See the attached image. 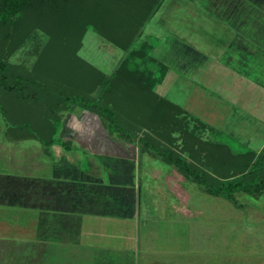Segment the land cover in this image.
<instances>
[{"label":"crops","instance_id":"0c3cea01","mask_svg":"<svg viewBox=\"0 0 264 264\" xmlns=\"http://www.w3.org/2000/svg\"><path fill=\"white\" fill-rule=\"evenodd\" d=\"M137 1L125 4L135 26L129 21L130 34L118 37V43L112 40L125 51L116 56L111 72L78 56L80 76L93 87L85 91L80 82L72 81L78 91L102 88L91 82L96 75L90 64L110 75L133 48L144 46L148 52L134 54L139 56L136 79L118 73L119 82L106 88L108 92L133 94L136 109L159 101L153 92L182 108L181 114L192 123L188 119L180 124H189L193 133L178 152L198 165L207 157L206 170L211 173H234L251 157L263 154L264 134L252 152L242 153L229 142L243 135L254 140L243 130L244 118L257 116L255 124L264 125V0H162L157 8ZM150 18H156L162 34L144 32ZM158 62L167 66L162 81L153 89L140 84L139 75L147 83L158 73ZM142 92L150 96L145 101L135 97ZM1 93L6 114L20 109L19 98L16 106L6 102L12 91ZM76 107L65 111L58 129L39 127V136L35 129L25 132L26 123L14 116L15 111L14 123L0 118V264H264L261 213L246 218L255 221L254 229L238 235L234 223L221 230L192 229L191 218H201V213L167 217L164 233L141 226L148 218L142 219L146 206L139 190L143 153L138 138L132 143L133 138L112 133L97 113L84 107L79 113ZM146 119L131 123H147ZM53 120L44 117L38 125L50 126ZM53 133L74 147L60 141L47 146L43 140ZM157 236L164 239L156 242Z\"/></svg>","mask_w":264,"mask_h":264},{"label":"rangeland","instance_id":"374dc122","mask_svg":"<svg viewBox=\"0 0 264 264\" xmlns=\"http://www.w3.org/2000/svg\"><path fill=\"white\" fill-rule=\"evenodd\" d=\"M107 8L109 10L106 11L105 8H100L104 9L100 11L106 14L105 18L109 20L108 24H110L109 29L113 28L111 31L116 37L120 38L125 35L123 39L126 38L130 34L128 23L129 21L132 23L131 14L124 7ZM124 12H127L129 15L125 16V22L123 24L121 19H124ZM129 12L132 13V10ZM53 19L51 18V23L54 21ZM112 19L113 21H111ZM153 20H156V18L147 20L144 32L152 29V31L162 34L163 29L160 28L161 25L154 23ZM51 23L50 20H46V22H42L41 20L37 21L34 16H28L26 13L21 20L19 19V27L17 30L7 24L0 25V56L16 65L15 67L17 68L15 71H19L22 75H26L32 80L33 83L24 87L26 94H44L42 91L45 89L52 91L61 90L63 93L80 92L76 88V84L72 81L80 82L81 86H83L82 88L88 91L89 88L93 87L91 86L92 84L87 86L86 78H81L80 76L81 72L78 69H81L82 65L78 64L81 62L78 56H84L91 62L97 64L100 69L109 73L116 65V58L121 56L125 51L105 34L98 32L92 24L88 26L85 36L82 37V43L77 51L78 56L72 51L74 42L65 50H60V46L57 49L56 47L53 49L52 46L48 49L50 42L53 40L52 31L55 29V26ZM111 24H113V27ZM132 25L133 27L135 26V21H133ZM144 36L145 34L143 33L140 38L138 37L137 40H134V43L138 44ZM155 39V43H159L160 39ZM109 48H112V50H109ZM47 49L50 53L49 56H47ZM56 70L61 71L58 72L60 76L51 74ZM70 70L74 72H68ZM18 98L21 102L19 106L22 111L15 107V109L10 110V114H6L0 108V118L14 123L11 117V111H15L16 115L14 116H20L19 121L24 124L26 123L25 132H33L34 129L38 130V123L44 119L43 114H45L42 102H37L35 98L34 100L31 98H20L16 91H12V95L6 98V102L16 106L17 102H19ZM110 100L116 105L122 120L128 122L134 119L142 120L144 118V111L147 108H134L135 103H132L126 94L114 95ZM81 108L77 106L75 109H79L80 113ZM67 110L63 109L62 113L64 114ZM177 118L186 121L189 119L190 123H192V120L187 115L180 114ZM259 119L257 116L252 115L247 119L244 118L246 124H244L243 130L249 132L251 134L249 136H252L254 140H245V137H248V135H243L241 140L231 139L229 142L230 145L242 153L252 152L253 148L257 150L262 143L261 137L264 134V125L255 124V121ZM232 121H235L234 117ZM32 122L35 123L33 124ZM132 127L135 128H133L134 136L131 137L133 139L130 140L132 143L136 141V135L148 131L157 142L170 144L177 150L182 151V148H185L190 139H192L188 124H176L166 121L150 126L143 123L139 126L132 125ZM237 127L240 128L242 126L238 125ZM38 132L41 133V130H38ZM140 152L143 154L139 164V190L141 192L142 205L144 207L146 206L145 213H142V219L144 217L148 218L147 221L141 223V226L145 227L150 225L151 228H156L155 231L157 230V234L158 232L164 233L163 229L167 217L175 215L184 216L183 213L187 215L189 212L192 214L201 213V218H191L192 229L200 228L208 231L215 227L221 230L225 224L234 223V230L238 235V232H242L243 230L254 229L253 224L255 221H247L246 218L254 213L256 215L259 213L264 215V192L257 196L254 194L248 195L244 191H238L236 193V200L231 201L223 196L213 195L207 192L201 184L181 173L175 165L163 158L155 156L148 151H142L141 148ZM208 162V158L203 157L199 165L204 169H209ZM213 174L218 177H226L227 175L233 174V172L226 173L222 171ZM246 197H249L252 204L250 202L247 203ZM241 202H244V204L241 205ZM239 215L243 217H238ZM185 218L189 219L186 216ZM232 218H235V220L232 221ZM228 228L231 227L228 226ZM180 234L179 232L177 233V235ZM173 237L174 239H179L175 235ZM235 237L237 236L235 235ZM163 239L162 236L155 237L156 242ZM198 242H192V244H197Z\"/></svg>","mask_w":264,"mask_h":264},{"label":"trees","instance_id":"16d2710c","mask_svg":"<svg viewBox=\"0 0 264 264\" xmlns=\"http://www.w3.org/2000/svg\"><path fill=\"white\" fill-rule=\"evenodd\" d=\"M135 1L136 0H0V25L7 24L17 30L19 27V19L21 20L26 13L28 16H34L37 21L41 20L42 22L50 20L51 23V18H54V21L51 23L55 26V29L52 31L53 34L51 33L53 35V40L50 42L48 49L51 46L53 49H55V47L57 49L60 46V50H65L74 42L72 51L78 56V47L82 43V37L90 24H92L98 32L105 34L109 39L116 43L119 42V38L111 31L113 28L109 29L108 27L110 24H108L109 20L105 18L106 14L100 11L104 9L100 8H105L107 11L109 10L107 4H116L109 8H119L125 7V4L130 5L133 2L135 3ZM137 2L140 5L150 3L151 7L157 8L160 6L162 0H138ZM126 15L129 14L124 13L123 18H125ZM111 21H113V19ZM111 26H113V24ZM48 49L47 56L50 55ZM143 50L144 53L145 51L148 52L144 46L139 49L133 48L125 61L110 75H106L100 71L99 68L90 64V69L94 70L93 73L96 75L95 80H93L94 85L99 86V90L102 86L100 91L94 93L75 91L63 93L61 90L52 91L45 89L42 91L45 95L26 94L24 92V87L33 83L32 80H30L28 76L22 75L19 71H15L17 68L15 67L16 65L0 56V108L6 112V108L1 102V92L4 90L16 91L20 98H31L33 100L35 98L37 102H42L45 110L43 116L48 120L54 119L50 126L48 124L38 125V130H40L39 127H46L47 130L50 127L52 129H58L63 116V109H73L75 106H81L97 113L108 125L112 133L123 137H133L134 127H132V125L139 126L140 124L122 120L116 105L113 101L109 100L111 98L110 96L113 95L114 97V94L108 92L106 88L111 89L112 85L119 82L120 78L117 75L118 73L125 74L127 79H136L134 72H140L137 70L139 68V63H137L138 60L136 61L139 56H135L134 54L138 51L139 53L143 52ZM148 58L155 60L152 56H148ZM158 63V73H156L153 78H150V80L148 79L147 83L143 75H139L140 84L144 86L147 84L150 89H153L158 82L162 81L167 66L162 62ZM125 94L128 98L133 96L131 93ZM153 94L158 97L159 101L150 103L151 107L147 108V111H144L145 114L143 119L147 118L146 124L150 126L166 121L179 124L181 120H179L177 116L183 112V109L174 102L161 98L156 92H153ZM135 97L145 101V98H149L150 96L142 92L135 94ZM161 101L164 102V104L167 102L169 107L166 108L165 105L162 106L163 103ZM146 113H148V117ZM38 130L37 135L40 133ZM54 133L52 138L43 140L47 146L54 141H60L65 144L67 148L74 147L71 142L57 139ZM190 133H193L192 129H190ZM136 137L140 142L142 151H149L153 155L159 156L175 165L181 173L201 184L207 192L213 195L223 196L235 201L238 191H244L255 195L264 190V152L256 157H251L247 162L239 166L235 173L226 177H218L196 164L192 158L183 156L172 145L157 142L148 131L143 134H138Z\"/></svg>","mask_w":264,"mask_h":264}]
</instances>
